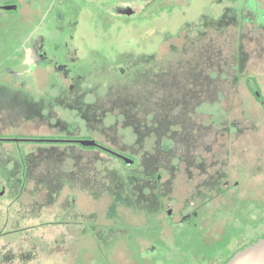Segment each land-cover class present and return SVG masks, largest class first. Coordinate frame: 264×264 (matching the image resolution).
<instances>
[{
	"label": "flooded vegetation",
	"instance_id": "flooded-vegetation-1",
	"mask_svg": "<svg viewBox=\"0 0 264 264\" xmlns=\"http://www.w3.org/2000/svg\"><path fill=\"white\" fill-rule=\"evenodd\" d=\"M156 1L0 0V198L20 200L22 219L27 214L40 216L44 208H54L53 219L39 225L66 226L70 238L65 250L76 252V261L112 264L117 245L121 249L127 244L135 264L144 259L151 264H223L264 235L263 202H252L248 194L244 195L238 180L230 182L229 173L220 170L224 160H179L183 173L195 175L197 182L191 191L187 189L189 192L177 211L171 206L172 199L161 192L160 174L154 171L130 172L121 179L120 187L111 194L112 202L105 207L103 221L91 220V214L75 219L73 198L65 209L63 202H57L64 185L73 189L78 184L80 190H85L90 169L88 161L79 160H100L75 156V150L103 152L135 167V160L150 159L151 156L126 155L94 136L96 131L106 136L100 126L102 117L118 105L122 106L117 109L119 115L133 121L126 127L139 139L153 132L158 115L165 117L163 127H178L179 137L174 141L180 146H187L190 133L198 135L199 127L190 128L183 123L186 121H168L174 109L157 110L152 91L156 84L188 83L194 86L193 90L173 98L169 94L167 101L184 99L187 94L196 96L202 91L201 77H170V70L168 76H155L152 66L147 71L140 66L134 51L114 49L111 55H105L79 35L83 15L103 31L112 27L118 30L123 24L149 21ZM261 1L233 0L238 5L232 6L229 14L234 17L244 13L249 20L251 13L258 22H264ZM100 86H104L103 95L95 91ZM90 94L93 100L87 102L86 96ZM59 108L73 112L70 122L60 119ZM185 112L180 108L178 113L182 117ZM82 140H93L94 145H82ZM168 140L161 142L163 147H167ZM59 145L65 148L60 149ZM64 155L65 160H73L67 170L60 168ZM125 159L132 160L131 164L125 163ZM153 162L157 164L159 160ZM193 169L195 172H189ZM139 179L144 180L140 186ZM120 209L131 212V218L135 217L137 222L119 220ZM4 227L5 224L1 229ZM16 230L0 231V236ZM76 238L91 241L78 242L81 246L76 244ZM90 251L92 258L87 257ZM14 257L18 258L13 254Z\"/></svg>",
	"mask_w": 264,
	"mask_h": 264
},
{
	"label": "rangeland",
	"instance_id": "rangeland-1",
	"mask_svg": "<svg viewBox=\"0 0 264 264\" xmlns=\"http://www.w3.org/2000/svg\"><path fill=\"white\" fill-rule=\"evenodd\" d=\"M232 1L157 0L154 15L149 21L140 20L132 26L123 24L118 30L112 27L103 31L100 25L87 19V15L82 16L79 35L98 52L111 55L114 49L132 50L138 55L140 66L145 71L152 66L155 76H165L170 70V77H201L202 91L196 96L187 94L184 99L176 101H167L169 94L173 98L188 93L194 86L188 83L168 85L166 82L154 85L152 91V102L157 110L174 109L168 121L175 120V124L186 121L183 123L189 127H199L197 136L190 133L187 146L174 141L179 137L177 126L163 127L166 125H163L165 117L156 116L160 123L155 121L153 132L140 136V139L126 127L133 122L132 119L117 112L122 106L114 107V111L102 117L100 126L106 136L96 131L94 136L97 139L131 157L155 158L135 160L138 164L135 167L103 152L89 150L78 153L75 150V156L80 154L100 159L79 160L80 163L88 161L90 169V180L84 191L78 184L73 189L66 185L60 189L57 202H63L62 208L65 209L73 198L75 219L82 214H91L94 216L91 220L103 221V212L113 199L111 194L120 187L118 182L130 172L143 174L154 171L160 174L159 188L164 197L172 199L171 206L177 211L188 190L191 191L197 182L195 175L183 173L179 160H224V167L221 165L220 170L229 173L230 182L234 184L238 180L239 190L244 191V195L248 194L252 202L261 200L264 205V109L253 93V88H256L264 99V22H258L255 15L247 12L249 20L245 19L244 13L232 17L229 9L238 5ZM261 2L264 8V0ZM248 83L252 84V89ZM128 87L130 90L131 85ZM95 91L103 95L104 86ZM161 97L165 98L160 100ZM92 100L91 94L86 96L87 102ZM180 108L186 109V115L180 117ZM58 113L61 120H72L73 112L59 108ZM172 131L176 133L173 135ZM168 138H172L174 143ZM165 140L169 141L167 147L161 144ZM59 148L65 146L59 145ZM65 159L64 155V160H60L62 170L69 169L73 161ZM153 160L159 162L156 164ZM143 182L139 179L137 185ZM19 209L20 200L0 198V231L17 229L0 236V264H97L94 260L76 261V252L72 254L65 250L70 238L66 226L39 225L41 221L53 219L51 212L54 208H44L40 216L27 214L23 219L24 213ZM120 210L122 217L119 220L137 222L135 217L131 218V212ZM254 212L258 213V210ZM90 241L75 240L76 244H88ZM117 246L119 249L114 250L116 259L114 256L111 258L112 264L136 263L127 244L121 249L120 245ZM90 253L88 258L93 257L92 251ZM13 254L18 258H12ZM139 264L151 263L144 259Z\"/></svg>",
	"mask_w": 264,
	"mask_h": 264
},
{
	"label": "water",
	"instance_id": "water-1",
	"mask_svg": "<svg viewBox=\"0 0 264 264\" xmlns=\"http://www.w3.org/2000/svg\"><path fill=\"white\" fill-rule=\"evenodd\" d=\"M11 7L12 6H5L7 9H10ZM81 144L90 146L94 145V141L82 140ZM124 162L131 164L132 160L125 159ZM223 264H264V235L251 244L243 247L241 250L235 252Z\"/></svg>",
	"mask_w": 264,
	"mask_h": 264
},
{
	"label": "trees",
	"instance_id": "trees-1",
	"mask_svg": "<svg viewBox=\"0 0 264 264\" xmlns=\"http://www.w3.org/2000/svg\"><path fill=\"white\" fill-rule=\"evenodd\" d=\"M249 87L252 89L253 86L251 83H248ZM253 93L255 95V97L257 98L258 102L263 106L264 109V99L262 98V96L259 94L258 90L256 88H253Z\"/></svg>",
	"mask_w": 264,
	"mask_h": 264
}]
</instances>
